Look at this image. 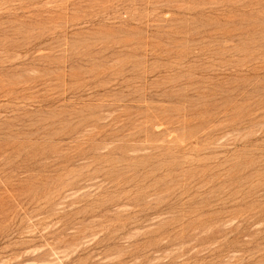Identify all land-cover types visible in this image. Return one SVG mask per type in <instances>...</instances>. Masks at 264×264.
I'll return each mask as SVG.
<instances>
[{"label":"rangeland","instance_id":"374dc122","mask_svg":"<svg viewBox=\"0 0 264 264\" xmlns=\"http://www.w3.org/2000/svg\"><path fill=\"white\" fill-rule=\"evenodd\" d=\"M0 264H264V0H0Z\"/></svg>","mask_w":264,"mask_h":264},{"label":"bare ground","instance_id":"6f19581e","mask_svg":"<svg viewBox=\"0 0 264 264\" xmlns=\"http://www.w3.org/2000/svg\"><path fill=\"white\" fill-rule=\"evenodd\" d=\"M37 257V256H36ZM35 258V257H34ZM38 258V257H37ZM36 259V258H35Z\"/></svg>","mask_w":264,"mask_h":264}]
</instances>
